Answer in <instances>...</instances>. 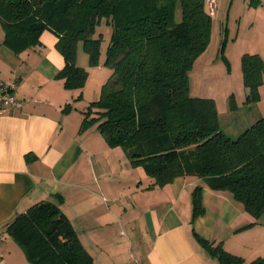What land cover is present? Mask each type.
Returning a JSON list of instances; mask_svg holds the SVG:
<instances>
[{"label": "trees", "instance_id": "1", "mask_svg": "<svg viewBox=\"0 0 264 264\" xmlns=\"http://www.w3.org/2000/svg\"><path fill=\"white\" fill-rule=\"evenodd\" d=\"M207 11L204 0H0L6 46L17 52L40 44L42 31L53 33L65 62L57 77L68 88H81L87 76L76 63L78 42L97 65L99 28L108 25L104 63L112 79L86 106L84 124L96 122L108 144L120 145L153 184L178 175L201 177L230 191L257 219L264 217V116L232 137L219 127L213 99L188 90L192 63L210 42ZM261 60L257 53L241 57L246 102L257 99ZM199 203L196 192L195 214ZM7 230L29 264H93L67 216L50 201L16 215ZM212 251L226 264L241 261L219 245ZM251 264H264V257Z\"/></svg>", "mask_w": 264, "mask_h": 264}, {"label": "crops", "instance_id": "2", "mask_svg": "<svg viewBox=\"0 0 264 264\" xmlns=\"http://www.w3.org/2000/svg\"><path fill=\"white\" fill-rule=\"evenodd\" d=\"M216 3L212 29L215 20L221 27L264 20V0ZM3 33L0 21V82L13 84L23 104L0 116V264H29L7 227L39 201L67 216L93 264H226L215 245L241 257L239 264L264 257V217L250 215L230 191L195 175L153 184L96 122L84 124L81 88L57 77L65 62L53 33L42 31L40 44L17 52Z\"/></svg>", "mask_w": 264, "mask_h": 264}, {"label": "rangeland", "instance_id": "3", "mask_svg": "<svg viewBox=\"0 0 264 264\" xmlns=\"http://www.w3.org/2000/svg\"><path fill=\"white\" fill-rule=\"evenodd\" d=\"M249 22L225 21L221 27L218 20H215L210 42L195 58L188 75L190 95L212 98L219 115V127L232 137H236L258 117L264 116V68L261 73L262 81L257 86V99L248 102L245 100L249 88L245 86L242 75L240 61L243 53H258L264 63V20L252 24ZM226 23L227 35L223 37ZM109 28L105 24L99 28L102 36L97 65L90 63L88 53L83 49L82 43L78 42L76 63L87 71L86 80L81 87L82 97L77 100L80 108L85 109L91 101L98 99L104 84L112 79L113 70L104 63L110 38Z\"/></svg>", "mask_w": 264, "mask_h": 264}, {"label": "built area", "instance_id": "4", "mask_svg": "<svg viewBox=\"0 0 264 264\" xmlns=\"http://www.w3.org/2000/svg\"><path fill=\"white\" fill-rule=\"evenodd\" d=\"M207 9L211 16L214 15L216 9V0H204ZM14 85L4 82H0V116L4 114L7 110L12 108L22 107L23 101L15 97L13 91ZM0 250H1V240H0ZM2 258V252L0 251V263ZM105 264V263H99ZM131 264H141L138 259L132 258Z\"/></svg>", "mask_w": 264, "mask_h": 264}]
</instances>
